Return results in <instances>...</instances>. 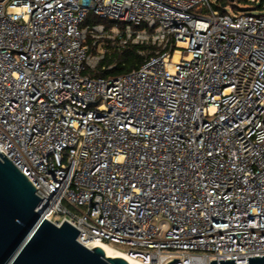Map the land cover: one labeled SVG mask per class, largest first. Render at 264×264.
I'll list each match as a JSON object with an SVG mask.
<instances>
[{"label": "built area", "instance_id": "2783aa9c", "mask_svg": "<svg viewBox=\"0 0 264 264\" xmlns=\"http://www.w3.org/2000/svg\"><path fill=\"white\" fill-rule=\"evenodd\" d=\"M210 1L0 0V151L83 246L264 256V0L196 12ZM131 46L139 69L97 77Z\"/></svg>", "mask_w": 264, "mask_h": 264}, {"label": "water", "instance_id": "95a60500", "mask_svg": "<svg viewBox=\"0 0 264 264\" xmlns=\"http://www.w3.org/2000/svg\"><path fill=\"white\" fill-rule=\"evenodd\" d=\"M40 200L30 180L0 151V264H129L107 257L100 247L80 244V231L68 222L58 227L46 220L37 212ZM247 260L264 264V256ZM211 264H236V260Z\"/></svg>", "mask_w": 264, "mask_h": 264}, {"label": "trees", "instance_id": "16d2710c", "mask_svg": "<svg viewBox=\"0 0 264 264\" xmlns=\"http://www.w3.org/2000/svg\"><path fill=\"white\" fill-rule=\"evenodd\" d=\"M228 1L230 0H221V3L227 4ZM239 1L245 3L249 2V0H239ZM95 22L107 24L106 21H102V20H96ZM137 50H138L137 46H131L130 48L124 50L123 52H117L113 55L108 56L106 60L102 62L101 65L109 67L115 64L116 67L112 70L100 71L101 74L97 75V77H102V78L116 77V76L128 74L136 69H139L143 63V58L139 56Z\"/></svg>", "mask_w": 264, "mask_h": 264}, {"label": "rangeland", "instance_id": "374dc122", "mask_svg": "<svg viewBox=\"0 0 264 264\" xmlns=\"http://www.w3.org/2000/svg\"><path fill=\"white\" fill-rule=\"evenodd\" d=\"M217 0H211V8H198L196 12L198 14L210 16L211 11H218L219 13L223 15H235V14H243L245 12H252L253 14H258L259 10H256V2H259L260 0H249V2H241L239 0H236L235 5L234 3H231L230 1L227 2V6L223 8V3H217ZM96 21V18L93 15H90L89 18L86 20L85 24L83 26H87L93 22ZM120 249L124 250L125 248L120 247Z\"/></svg>", "mask_w": 264, "mask_h": 264}, {"label": "bare ground", "instance_id": "6f19581e", "mask_svg": "<svg viewBox=\"0 0 264 264\" xmlns=\"http://www.w3.org/2000/svg\"><path fill=\"white\" fill-rule=\"evenodd\" d=\"M176 60H178V57L176 58ZM96 247H100L104 250L105 254L107 257L109 258H123L125 259L129 264H142L139 261L131 258L130 256H128L127 254H125L124 252L106 244V243H97L94 248Z\"/></svg>", "mask_w": 264, "mask_h": 264}]
</instances>
